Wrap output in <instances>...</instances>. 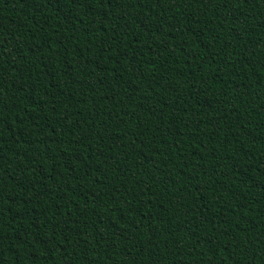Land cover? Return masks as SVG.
Returning <instances> with one entry per match:
<instances>
[{
  "label": "trees",
  "instance_id": "trees-1",
  "mask_svg": "<svg viewBox=\"0 0 264 264\" xmlns=\"http://www.w3.org/2000/svg\"><path fill=\"white\" fill-rule=\"evenodd\" d=\"M0 264H264V0H0Z\"/></svg>",
  "mask_w": 264,
  "mask_h": 264
}]
</instances>
